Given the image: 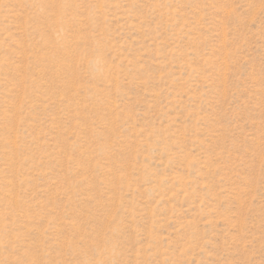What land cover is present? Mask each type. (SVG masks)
<instances>
[{"label": "rangeland", "instance_id": "obj_1", "mask_svg": "<svg viewBox=\"0 0 264 264\" xmlns=\"http://www.w3.org/2000/svg\"><path fill=\"white\" fill-rule=\"evenodd\" d=\"M0 264H264V0H0Z\"/></svg>", "mask_w": 264, "mask_h": 264}]
</instances>
